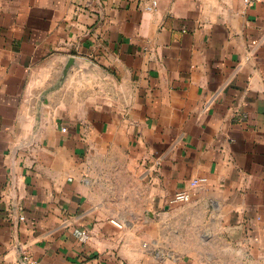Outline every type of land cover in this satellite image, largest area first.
Listing matches in <instances>:
<instances>
[{"label": "crops", "instance_id": "crops-1", "mask_svg": "<svg viewBox=\"0 0 264 264\" xmlns=\"http://www.w3.org/2000/svg\"><path fill=\"white\" fill-rule=\"evenodd\" d=\"M181 191L228 252L152 258ZM25 256L264 264V0H0V264Z\"/></svg>", "mask_w": 264, "mask_h": 264}, {"label": "rangeland", "instance_id": "rangeland-1", "mask_svg": "<svg viewBox=\"0 0 264 264\" xmlns=\"http://www.w3.org/2000/svg\"><path fill=\"white\" fill-rule=\"evenodd\" d=\"M172 211L164 209L158 215L149 212L146 217H157L154 225V240L146 241L143 246L156 262L178 260V250L186 251L187 256L198 259L209 258L208 255L212 247L217 248L224 254L228 252L224 243L212 242V237L206 234L208 226H203L201 222L204 218H209V205L207 208L197 206L192 202V198L187 203L169 204Z\"/></svg>", "mask_w": 264, "mask_h": 264}, {"label": "built area", "instance_id": "built-area-1", "mask_svg": "<svg viewBox=\"0 0 264 264\" xmlns=\"http://www.w3.org/2000/svg\"><path fill=\"white\" fill-rule=\"evenodd\" d=\"M246 3L251 4L254 3L257 0H245ZM139 4L142 6V8L145 11L153 12L155 11L159 6V0H139ZM66 128H63V131H66ZM206 178H199L193 181V185L200 186L202 184L207 183ZM191 200V193L188 191H181L174 195V197L171 200L172 204H182L187 203ZM20 219L24 220V217H21ZM23 264H41L38 260H36L33 257L25 256L23 258Z\"/></svg>", "mask_w": 264, "mask_h": 264}, {"label": "water", "instance_id": "water-1", "mask_svg": "<svg viewBox=\"0 0 264 264\" xmlns=\"http://www.w3.org/2000/svg\"><path fill=\"white\" fill-rule=\"evenodd\" d=\"M69 68H70V64L67 66V71H68Z\"/></svg>", "mask_w": 264, "mask_h": 264}]
</instances>
